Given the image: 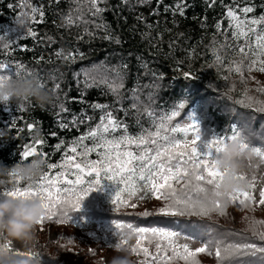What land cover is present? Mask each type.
<instances>
[{"label":"trees","instance_id":"obj_1","mask_svg":"<svg viewBox=\"0 0 264 264\" xmlns=\"http://www.w3.org/2000/svg\"><path fill=\"white\" fill-rule=\"evenodd\" d=\"M26 7L30 12L33 7L43 12L41 16L38 11L36 19L28 25L35 35L25 31L9 49L0 50V60L22 64L24 70L20 75L38 76L54 92V102L43 108L34 100L0 104V130L4 132L0 137V166L7 167H0V190L17 186L23 189L29 184L35 187L45 173L61 170L50 169L48 164L60 165L66 154L75 155V162H80L82 157L68 150L75 144L77 153H82L79 138L96 129L108 111L121 122V128L114 134H104L109 139L119 138L124 125L128 129L126 135H146L159 126L164 116L184 103L185 107L179 109L180 115L173 118L170 125L179 124L189 113H202L204 125L216 138L231 136L233 130H237L252 147L264 149V138H259L264 113L259 114L258 105L245 98L247 85H259V73L257 66L248 71V61H245L243 75L236 73L243 88L231 87L228 69L232 61L241 58L235 55L234 48L243 40H234L232 22L226 15L228 8H232L242 20L258 19L264 16V0H97L96 7L103 9L99 14H95L90 0H0V36H11L6 30L15 25ZM244 7H252L253 11L244 14L240 11ZM80 15L82 21L78 22ZM69 18L72 23H68ZM255 27L261 32L264 24ZM217 52L220 62L215 59ZM95 67L105 69L107 80L116 91L107 83H101V78L86 86L87 74ZM186 74L190 78L186 79ZM115 78L120 81L118 86ZM97 104L106 107L97 108ZM13 121H16L15 128L11 127ZM169 134L177 138L183 135ZM37 141L43 142L37 144V149L44 155H33L21 162L20 153L25 146ZM93 144L92 139L83 141L87 147ZM132 148L135 150L134 145ZM99 151L102 150L89 153L87 159L97 160ZM36 157L46 161L43 174L31 181L19 180L17 184L16 177L9 175L10 168ZM73 172L75 169L69 170L67 178L75 180ZM101 183L100 190L88 196L82 210L68 212L59 241L41 240L47 250L39 260L28 258L29 264L103 262L99 251H113L112 246L119 242L117 222L134 227L174 229L182 237H197L199 243L201 238H207L202 226L211 225L226 242L248 237L261 243L252 237L245 219L236 214L226 218L212 214L211 219L203 220L157 215L163 201L144 191L137 193L140 197H132L123 206L115 205V209H110L122 185L103 178ZM58 186L76 187L77 191L80 187ZM146 211L151 215L144 216ZM50 221L58 222L55 217ZM90 224L98 231L81 230L88 229ZM94 243H98L99 248H92ZM142 247L155 255V241L149 244L145 240ZM168 255L171 256V252ZM133 259L143 264L146 258L142 253H133ZM217 264H220L218 260Z\"/></svg>","mask_w":264,"mask_h":264},{"label":"snow or ice","instance_id":"obj_2","mask_svg":"<svg viewBox=\"0 0 264 264\" xmlns=\"http://www.w3.org/2000/svg\"><path fill=\"white\" fill-rule=\"evenodd\" d=\"M90 2L95 9V14L103 11L96 7L97 0H90ZM177 8L183 15V9L179 4ZM38 11L42 16L43 12L38 7L31 8V20L36 19L35 14ZM240 11L247 14L251 13L253 8L244 7ZM226 15L232 22L234 40H243L242 44L238 43L234 48L235 55L241 59L231 62L235 66L231 67L230 71L243 75L244 60H248V71H252L253 66H257L258 71L264 72V34H258L255 27L264 24V16L258 19L242 20L232 8H228ZM21 17L18 18V22L27 28L29 34L34 36L35 33L27 27L28 13H22ZM68 23H72L71 18ZM219 28L220 25L217 24V29L219 30ZM261 32L264 33V29H261ZM11 46L12 44L5 37L0 36V50L9 49ZM215 59L217 62L221 61L218 52ZM10 68L15 69L14 73L9 74ZM23 70L22 64L13 65L11 62L5 63L0 60V76L18 77ZM185 78L190 77L186 74ZM93 82H95V77L91 81L86 77V86H91ZM100 82L107 83L112 91H116V87L106 77H102ZM55 87L58 89L59 85L57 84ZM258 91L264 92V89ZM245 98L246 100L251 99L247 95ZM95 107L105 108L106 106L97 104ZM184 107L185 104L180 103L176 110L162 118L154 131L148 132L146 135H126L124 133L128 129L127 125H124V132L119 138L111 139L104 134H114L117 129L121 128V122L114 119L111 111H108L101 117L100 124L96 129L90 130L87 136L79 138L78 143L83 147L82 153H77L75 144L68 150L73 154L80 155L82 157L80 162H75V155L66 154L60 165L48 164L50 169L59 168L61 170L52 174L45 173L35 187L29 184L23 189L17 186L12 189L0 190V196L42 200L45 204L46 215L42 217L41 224L54 217L67 219L70 209L80 211L85 199L92 192L100 190L102 178L122 185L120 191L113 198L114 205L123 206L127 199L144 191L145 194L151 193L157 200L163 201V206L158 209L156 214L165 217H197L203 220L204 218L211 219L213 213L223 216L226 215V205L222 203L224 199L231 202L239 201L243 207L251 208L256 203L251 192H235L225 196L220 191L224 173L215 166L216 158L226 149L229 142L238 138L239 131L233 130L231 136L213 138L210 142L202 144L198 124L190 122L184 126L178 123L170 125L173 118L180 115L179 109ZM19 108L22 110L23 106L20 105ZM256 111L264 113V104H261ZM148 115L151 116L152 113L149 112ZM11 127H16V121H13ZM31 127L29 125V128ZM169 133H182L183 135L177 138ZM3 135L4 132L0 130V137ZM189 137L191 138L189 139ZM86 139L94 140L92 147L83 145V141ZM42 143V141H37L26 145L20 153V161L23 162L37 154L43 156L44 153L42 151L38 153L37 149V144ZM133 145L135 150L132 148ZM242 146L246 149L252 147L248 141H245ZM252 148L257 157L264 162V149ZM97 149L102 150L97 153L98 159L88 160V154ZM71 169H75V172L72 173L75 180L67 178ZM9 175L16 177L17 184L19 180H22L12 172ZM85 177L89 179L86 181ZM238 178L245 179L246 177ZM254 181L255 178H253L251 187H254ZM60 184L80 187L77 191L76 187H59ZM179 185L182 187H178ZM259 196L258 203L264 205V190L260 191ZM143 215L149 216L151 213L146 211ZM195 226L201 227V225ZM257 226L264 228V221L253 220L250 225L252 237L261 243H256L248 237L243 240L226 242L211 225H203V233L207 238H201V246L192 248L189 242L181 244L179 240L183 238L186 241L194 242L198 238L194 236L182 237V234L174 229L134 227L130 223H116L120 235L127 230L138 237L136 247L132 251L144 255L146 259L143 264H149V259L151 264H171L173 260H182L184 264H200L197 257L204 253L210 256L215 255L220 264H264V231H260ZM145 240L149 244L153 241L156 242L155 255H150L148 248L142 247V242ZM5 246L11 251L9 244H5ZM169 252H171V256L168 255ZM15 254L20 255V253ZM34 259L39 260V257H34Z\"/></svg>","mask_w":264,"mask_h":264},{"label":"clouds","instance_id":"obj_3","mask_svg":"<svg viewBox=\"0 0 264 264\" xmlns=\"http://www.w3.org/2000/svg\"><path fill=\"white\" fill-rule=\"evenodd\" d=\"M33 100L44 107L54 102V92L34 74L0 76V104L11 101L20 104ZM245 141L247 138L240 132L238 138L229 142L215 160V166L224 173L220 191L225 196L251 188L249 179L238 178L246 177V165L257 159L252 147L246 149L242 146ZM46 166L43 158L36 157L31 162L15 164L10 171L22 180L31 181L40 177ZM222 203L228 205L231 201L224 199ZM45 215V204L40 199L7 197L0 200V237H5L12 243L19 242L26 249L25 253L16 255V252L10 251L5 244H0V264H29L28 256L34 254L36 229ZM137 239L133 232H123L119 242L112 246L114 255L98 264H138L133 259L132 251L136 247Z\"/></svg>","mask_w":264,"mask_h":264},{"label":"rangeland","instance_id":"obj_4","mask_svg":"<svg viewBox=\"0 0 264 264\" xmlns=\"http://www.w3.org/2000/svg\"><path fill=\"white\" fill-rule=\"evenodd\" d=\"M23 13H28V17H29L28 24H27V27H28V25L32 23V20L30 19V17L32 16V13L30 12V10L27 7L23 11ZM82 17L83 16L80 15L77 18V21L81 22L82 21L81 20ZM25 31H27V28L24 27L22 24H20L17 21L14 26H12L8 30H6V32L11 35V36H7L6 39H7V41L10 44L14 43L17 40V38L20 37ZM257 33L258 34H264V33H261V32H257ZM245 61H248V60H244V62ZM231 67H234V64L230 65V67L228 69L229 79L231 80V87L233 89H238V88L241 89V88H243V85L239 82L241 80H238V76H237L236 72L230 71ZM9 71H11L9 73L12 74V73H14L15 69L11 70V68H10ZM258 73H259V85H256L255 87L251 86L252 89H250L251 87H249V85H247L245 87V90H248L247 91L248 92L247 96L251 98L250 100H247V101L252 103V104L258 105V107H259L261 104H264V92L258 91L259 89H264V72L258 71ZM110 75L112 76V74H110ZM87 77L90 78V79H92L93 77H95V79H98V78H102V77H106L107 78L108 75H107V73H106L104 68L95 67V68H93L92 70H90L88 72ZM114 82H115V84L117 86L120 84V81H119L118 78H115ZM259 114H263V113L259 112ZM190 122L198 124L200 126L202 144L203 143H208L213 138H216L215 135L211 134L210 130L207 129L206 126L204 125V114H202V113H197V114L189 113V114H187V116L185 118H182V120L179 122V124L181 126H184V125H186L187 123H190ZM190 138L191 137H189V139ZM259 138H264V119H263V123L259 127ZM245 173H246V178L251 181V184L253 183V178H255L254 187H251L248 191L251 192L252 195L255 197L256 203H254L251 208H245L239 203V201L231 202L230 204L226 205V215H223V217L226 218V217H229L230 214H233V215L236 214V215H239L240 217L244 218L245 221L250 226L251 225V221H253V220L264 221V205H260L258 203V201L260 199L259 193H260V191L264 190V162H262L257 157L256 160H254L250 164L246 165ZM66 187H68V186H66ZM140 196H141L140 194L136 195L137 198L140 197ZM153 198H154V196H153ZM87 199H88V197L83 202V206L86 205V200ZM109 208L110 209H115V205L113 207H109ZM213 214L221 216V215H219L217 213H213ZM55 218L57 219L58 222L48 220V221H44L42 224H39V226L36 229V241H35V245H34V248H33L34 254L33 255H29L28 258L33 259L34 257H39L42 254V252H45L47 250V248L44 247V245H43L41 240H46L47 239L50 242L59 241V239H60V231H61V229H62V227L64 225L60 221L61 220L64 221V218L63 217H55ZM257 227L259 228V226H257ZM81 230L90 231V232L93 233V232H97L98 228H96L95 226H92L90 224V225H88V229L81 228ZM259 230L260 231L261 230L264 231V228H259ZM39 234H40V236H39ZM4 241H5L6 244H9L10 248L12 250H14L15 252L20 253V254H23V253L26 252V249H24L23 246L19 242L12 243L9 240H7V238L0 237V244H3ZM185 242H189L190 243V247H192V248H196V247L201 246V244L199 242H197V241H194V242L186 241L183 238H181L179 240V243H181V244H183ZM94 247L99 248V244L98 243H94L92 245V248H94ZM99 252L101 254L100 257H101L102 261L110 259L114 255L112 250H108L105 253V250L102 249ZM197 259L200 261V264H217V258L215 257V255H211L210 256L207 253H204V254H200L197 257ZM171 264H184V261H182V260H173L171 262Z\"/></svg>","mask_w":264,"mask_h":264},{"label":"bare ground","instance_id":"obj_5","mask_svg":"<svg viewBox=\"0 0 264 264\" xmlns=\"http://www.w3.org/2000/svg\"><path fill=\"white\" fill-rule=\"evenodd\" d=\"M70 4V3H69ZM138 4V3H137ZM139 5V4H138ZM137 5V6H138ZM144 5V4H143ZM139 7V6H138ZM69 8V7H68ZM64 9V8H63ZM50 11V10H49ZM59 11V10H58ZM63 11V10H62ZM39 19V18H38ZM65 21V20H64ZM66 24V23H65ZM205 48V47H204ZM209 71V70H208ZM204 74V73H203ZM47 78V77H46ZM43 108V107H42ZM18 111V110H17Z\"/></svg>","mask_w":264,"mask_h":264}]
</instances>
